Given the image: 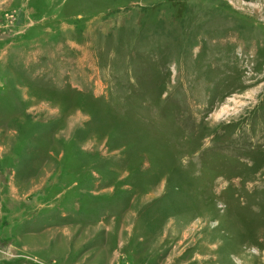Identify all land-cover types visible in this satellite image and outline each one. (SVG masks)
<instances>
[{"label":"rangeland","instance_id":"1","mask_svg":"<svg viewBox=\"0 0 264 264\" xmlns=\"http://www.w3.org/2000/svg\"><path fill=\"white\" fill-rule=\"evenodd\" d=\"M0 264H264V0H0Z\"/></svg>","mask_w":264,"mask_h":264}]
</instances>
